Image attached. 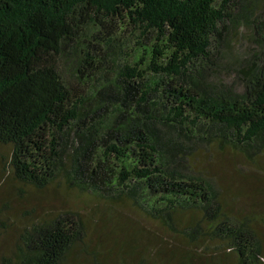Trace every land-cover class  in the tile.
Masks as SVG:
<instances>
[{
	"label": "trees",
	"instance_id": "trees-1",
	"mask_svg": "<svg viewBox=\"0 0 264 264\" xmlns=\"http://www.w3.org/2000/svg\"><path fill=\"white\" fill-rule=\"evenodd\" d=\"M0 145L14 187L83 204L5 264H264L215 170L264 175V0H0Z\"/></svg>",
	"mask_w": 264,
	"mask_h": 264
},
{
	"label": "rangeland",
	"instance_id": "rangeland-1",
	"mask_svg": "<svg viewBox=\"0 0 264 264\" xmlns=\"http://www.w3.org/2000/svg\"><path fill=\"white\" fill-rule=\"evenodd\" d=\"M7 153L8 149L0 145V213L6 223V228L0 229V264H5L4 259L12 256L18 229L22 226L23 219L29 218L28 216L44 215L49 211H63L83 206L79 199L66 196L63 190L50 189L39 193L28 191L21 186L14 187L10 181L12 176H9L8 172L3 169L5 161L2 157H6ZM222 164V161L218 162L217 166L220 167L215 170L223 172L225 183L232 188L233 196L237 197L238 207L248 208L250 212L260 217L264 216V175L261 169L257 170V167L243 162L237 163L246 171V174L242 176L237 173L236 167L231 162L226 165ZM261 231L264 237V227ZM172 248L166 252L167 257L179 246ZM193 262V264H205V261H199V258Z\"/></svg>",
	"mask_w": 264,
	"mask_h": 264
}]
</instances>
